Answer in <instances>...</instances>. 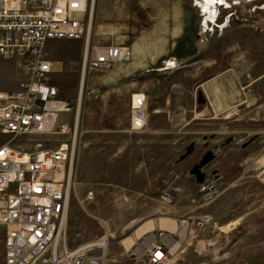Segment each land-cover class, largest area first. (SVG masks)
<instances>
[{"label": "rangeland", "instance_id": "374dc122", "mask_svg": "<svg viewBox=\"0 0 264 264\" xmlns=\"http://www.w3.org/2000/svg\"><path fill=\"white\" fill-rule=\"evenodd\" d=\"M197 1L95 0L88 38L48 41L50 82L73 105L68 133L50 144L73 145L77 103L68 248L108 234L107 257L129 262L121 238L173 219L168 264H264V0H223L211 17ZM108 45L128 55L84 73V58ZM13 67L0 57V90L16 86ZM134 92L148 98L142 130L130 126ZM208 150L197 181L190 169ZM2 241L0 226V264Z\"/></svg>", "mask_w": 264, "mask_h": 264}, {"label": "built area", "instance_id": "2783aa9c", "mask_svg": "<svg viewBox=\"0 0 264 264\" xmlns=\"http://www.w3.org/2000/svg\"><path fill=\"white\" fill-rule=\"evenodd\" d=\"M90 1L0 0V56L12 60L18 72L17 88L0 91V134L8 136L0 146L3 264H168L172 256L169 239L176 238L163 230L136 239L129 262L94 253L95 247L70 249L66 244L68 191L55 175L72 166L71 151L64 141L50 144V135L68 133L61 115L73 105L48 83L51 65L43 46L50 38L77 36L82 30L79 15ZM101 54L89 67L109 66L128 50L108 45ZM141 107L130 112L133 120L145 115ZM23 139L31 147L14 143ZM104 236L100 248L107 250L111 240Z\"/></svg>", "mask_w": 264, "mask_h": 264}, {"label": "bare ground", "instance_id": "6f19581e", "mask_svg": "<svg viewBox=\"0 0 264 264\" xmlns=\"http://www.w3.org/2000/svg\"><path fill=\"white\" fill-rule=\"evenodd\" d=\"M94 1L95 0H91L90 2H88L85 11L84 12H81L80 15H79L80 18H78V20H79V23L81 24L82 30H80L78 32V35L77 36H74V37H61V38H50V39H47L46 42L44 43L43 50L46 53V58H47V60L49 61L50 65H51V70L47 73L48 83L50 85H52L53 87H55L57 89V91H58V88L55 85L51 84V82H50V75L53 72V68H52V61L49 58V53L47 51L48 41L55 40V39H85L86 37L88 38V36H89V29H90V22H89V20H90V16L93 14V10L92 9H93V5H94ZM199 2L200 1L198 0L196 4H198V6H200V7H203L204 12L205 13L208 12L209 13L208 14V17H211V11H214V9L216 8V6L218 4H221L223 2V0H205L203 2L204 4H202V3L200 4ZM203 16H205V15H203ZM205 21L208 22L206 20V16H205ZM209 23H212V21L210 19H209ZM105 47H107V46H105ZM105 47H97L95 49V51H94V54H92L91 56L89 54L87 59L84 58V60L82 62L83 63L82 64V68H81L84 73H85L86 70H88V71H97V70H100V69L107 68V67L111 66L113 63H115L116 61H118V60H116L115 62H113L109 66L101 65V67H96L95 69H92L91 67H89L90 61L94 57L99 56V55H102L101 53L103 52V49ZM0 57L3 58V59H5L3 56H0ZM5 60H8V59H5ZM8 61H10L11 63L14 64V62L12 60H8ZM17 76H18V72H17ZM0 91H6V90H0ZM58 95H59V91H58ZM147 100H148L147 95L144 92H138V93H135V94L132 95L131 104H130V112L132 111V109L134 107H137L138 105H141L142 106L141 108H142V110L145 113V115L142 116V117H140V118H138L137 116H135L134 120L131 117V113H130V126H131V128L133 130H142L144 127H146L147 117H148V114H147ZM71 111H72V109L69 112H63V114L61 115V117L64 114L71 113ZM76 113H77V103H76V110H75V113L73 115V121H74V127H75V134L73 135V145L70 147L69 144L67 143L68 146H69V150L71 151V154L69 156V160H70V164L71 165H72V162H73L72 161V156H73L74 141H75V138H76V130H77L76 129L77 128L76 127V121H77V114ZM63 120H65V119H63ZM134 121H137V123H135ZM69 128H70V126H69ZM1 145H3V144H1ZM261 162L264 163V157L261 159ZM71 167L69 169L64 170L63 172L56 173V175H55L57 179L58 178L59 179H63L64 185L66 186L67 191H68V187L70 186ZM203 177H204V174H203ZM68 193H69V191H68ZM67 209H68V200H67ZM182 222H184V221L182 220ZM159 228L161 230L165 231V232H168L169 231L168 233H175L177 231L178 225H177L176 221L173 220V219H160ZM152 230H154V223H153L152 220H147V221H145L143 223H140L138 226H136L133 234L138 239V238L142 237V235L147 234V232L150 233ZM185 230H186V226L183 224L181 226V229H180V236H182L184 234ZM131 235H132V233H131ZM104 239L105 238L102 237L100 239H97V241L88 242V243L79 245V247L85 248V249H88V248L90 249L91 247H95L97 249L99 248L102 252H105L106 255H107V250L106 249H103L102 250L100 248L101 247V244L104 243V241H105ZM121 239H122V242H123V246L125 248H127V249L130 247L131 244L134 243V242H132L133 241V238L132 237H125V238H121ZM169 240H170V242H169L170 243V247L172 249V255H174V253L177 251L178 242L176 240L175 241L174 240H171V239H169ZM2 244H3V241H2ZM108 246H107V248H108ZM92 249H94V248H92ZM69 251H72V250H68V252ZM3 261H4V259H3ZM168 261H169V259H168Z\"/></svg>", "mask_w": 264, "mask_h": 264}, {"label": "water", "instance_id": "95a60500", "mask_svg": "<svg viewBox=\"0 0 264 264\" xmlns=\"http://www.w3.org/2000/svg\"><path fill=\"white\" fill-rule=\"evenodd\" d=\"M188 150L190 151L191 147H189ZM212 158H213V153L211 150H208L204 153L200 162L194 164L193 167L190 169V172L196 176L197 181H201L203 179V172L201 170V167L204 166Z\"/></svg>", "mask_w": 264, "mask_h": 264}, {"label": "crops", "instance_id": "0c3cea01", "mask_svg": "<svg viewBox=\"0 0 264 264\" xmlns=\"http://www.w3.org/2000/svg\"><path fill=\"white\" fill-rule=\"evenodd\" d=\"M123 60V62H128L129 61V58L128 59H126V58H123L122 59ZM122 60H121V62H122ZM13 64V63H12ZM13 69L15 68V71H16V73H17V69H16V67H15V65L13 64ZM17 75V74H16ZM50 78H51V75H50ZM53 85H55V84H53ZM56 86V85H55ZM16 87H17V81H16V86L14 85V86H12V87H10V90H14V89H16ZM4 90H8V89H6V88H3ZM59 91V90H58ZM135 93H138V92H134L133 94H135ZM133 94H131V98H132V95ZM62 98H64V99H66V100H69V99H67V98H65V97H62ZM131 98H130V104H131ZM129 110H130V107H129ZM130 112V111H129ZM130 114V113H129Z\"/></svg>", "mask_w": 264, "mask_h": 264}]
</instances>
